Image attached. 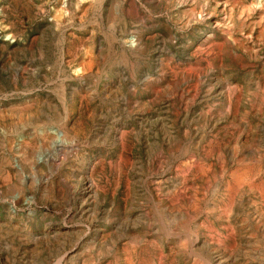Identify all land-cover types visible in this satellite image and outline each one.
Returning <instances> with one entry per match:
<instances>
[{
  "label": "rangeland",
  "instance_id": "374dc122",
  "mask_svg": "<svg viewBox=\"0 0 264 264\" xmlns=\"http://www.w3.org/2000/svg\"><path fill=\"white\" fill-rule=\"evenodd\" d=\"M263 95L264 0H0V264H264Z\"/></svg>",
  "mask_w": 264,
  "mask_h": 264
},
{
  "label": "bare ground",
  "instance_id": "6f19581e",
  "mask_svg": "<svg viewBox=\"0 0 264 264\" xmlns=\"http://www.w3.org/2000/svg\"><path fill=\"white\" fill-rule=\"evenodd\" d=\"M179 5H180V4H179ZM229 30H230V28H229ZM259 30H260V29H259ZM262 30H263V29H262ZM260 31H261V30H260ZM210 35H211V34H210ZM211 36H212V35H211ZM213 36H214V35H213ZM203 42H204V41H203ZM208 49H209V48H208ZM203 50H204V49H203ZM209 50L211 51V49H209ZM213 51H214V49H213ZM212 56H213V55H212ZM189 70H190V69H189ZM189 72H190V71H189ZM192 72H193V71H192ZM227 82H228V81H227ZM229 84H231V83H229ZM227 86H228V85H227ZM165 88H166V87H165ZM164 90H165V89H164ZM79 91H80V89H79ZM258 93H259V92H258ZM87 95H88V94H87ZM228 96H229V95H228ZM263 96H264V95H263ZM263 98H264V97H263ZM89 99H90V98H89ZM222 99H223V98H222ZM80 101H81V100H80ZM170 101H171V100H170ZM263 101H264V100H263ZM233 103H234V102H233ZM228 105H229V104H228ZM172 107H173V106H172ZM230 108H231V107H230ZM215 109H216V108H215ZM232 109H233V108H232ZM230 111H231V110H230ZM260 111H261V110H260ZM258 112H259V111H258ZM225 114H226V113H225ZM250 119H251V118H250ZM253 119H254V118H253ZM255 119H256V118H255ZM255 119H254V120H255ZM248 121H249V120H247V122H248ZM260 121H261V120H260ZM247 122H246V123H247ZM257 122H258V121H257ZM261 122H262V121H261ZM261 122H260V124H261ZM250 123H251V122H250ZM247 124H248V123H247ZM251 124H252V123H251ZM242 125H243V124H242ZM231 126H234V125H231ZM231 126H230V127H231ZM243 126H244V125H243ZM247 126H248V125H247ZM237 127H238V125H237ZM237 127H236V128H237ZM249 127H250V126H249ZM245 128H247V127H245ZM238 129H239V128H238ZM257 129H258V128H257ZM261 129H262V128H261ZM263 129H264V128H263ZM263 129H262V130H263ZM52 130H54V129H52ZM239 130H240V129H239ZM242 130H243V129H242ZM226 131H227V130H226ZM231 131H232V130H231ZM257 131H259V130H257ZM42 132H43V131H42ZM63 132H64V131H63ZM227 132H228V131H227ZM244 132H245V131H244ZM56 133H57V132H56ZM237 133H238V132H237ZM256 133H257V132H256ZM258 133L260 134V131H259ZM37 134H38V133H37ZM262 134H263V133H262ZM58 135H59L60 137L63 136V134H62V132H60V130H59V132H58ZM231 135H232V134H231ZM235 135H236V133H235ZM220 136H221V135H220ZM243 136H244V135H243ZM255 136H256V134H255ZM230 137H231V136H230ZM182 139H183V138H182ZM230 139H231V138H230ZM233 139H234V138H233ZM235 139H236V138H235ZM240 139H241V138H240ZM246 139H247V138H246ZM184 140H185V139H184ZM209 140H210V139H209ZM256 140H257V139H256ZM214 141H215V140H214ZM234 141H235V140H234ZM253 141H254V140H253ZM207 142H209V141H207ZM59 143H60V142H59ZM263 143H264V142H263ZM236 144H237V143H236ZM59 145H60V144H59ZM225 145H226V144H225ZM231 145H232V143H231ZM256 145H257V144H256ZM259 145H261V144H259ZM217 146H218V145H217ZM228 146H229V145H228ZM241 146H242V145H241ZM180 147H181V146H180ZM218 147H219V146H218ZM221 147L224 148L223 146H221ZM239 147H240V146H239ZM254 147H255V146H254ZM225 148H226V146H225ZM181 149H182V148H181ZM181 149H180V150H181ZM238 149H239V148H238ZM243 149H244V148H243ZM245 149H247V147H246ZM256 149H257V148H256ZM262 149H263V148H262ZM183 150H184V149H183ZM225 150H226V149H225ZM239 150H240V149H239ZM263 150H264V149H263ZM207 151H208V149H207ZM240 151H241V150H240ZM243 151H244V150H243ZM245 151H246V150H245ZM258 151H259V150H258ZM180 152H181V151H180ZM251 152H252V150H251ZM230 153H231V150H230ZM242 153H243V152H242ZM255 153H257V152L255 151ZM216 154H217V153H216ZM251 154H252V153H251ZM187 155H188V154H187ZM202 155H203V154H202ZM231 155H232V154H231ZM233 155H234V153H233ZM252 155H253V154H252ZM252 155H251V156H252ZM189 156H190V155H189ZM191 156H192V155H191ZM191 156H190V158H191ZM216 156H217V155H216ZM205 157H207V156H205ZM231 157H232V156H231ZM243 157H244V153H243ZM243 157H242V158H243ZM247 157H248V155H247ZM249 157H250V156H249ZM261 157H262V156H261ZM233 158H234V157H233ZM237 158H238V157H237ZM188 159H189V158H188ZM211 159H212V158H211ZM222 159H223V158H222ZM256 159H257V158H256ZM206 160H207V159H206ZM206 160H205V161H206ZM259 160H260V159H259ZM262 160H263V159H262ZM188 161H189V160H188ZM242 161H243V159H242ZM246 161H249V160H246ZM250 161H251V160H250ZM190 162H191V161H190ZM190 162H189V163H190ZM192 162H193V161H192ZM195 163H196V162H195ZM203 163H205V162H202V164H203ZM207 163H208V162H207ZM210 163H211V162H210ZM210 163H209V164H210ZM212 163H213V162H212ZM242 163H244V162H242ZM257 163H259V162H257ZM205 164H206V163H205ZM232 164H233V163H232ZM232 164H231V165H232ZM237 164H238V163H237ZM240 164H241V163H240ZM244 164H245V163H244ZM250 164H251V163H250ZM190 165H191V164H190ZM192 165H193V164H192ZM210 165H211V164H210ZM212 165H213V164H212ZM219 165H220V164H219ZM202 166H204V165H202ZM236 166H237V165H236ZM240 166H241V165H240ZM243 166H244V165H243ZM247 166L249 167V165H247ZM251 166H252V165H251ZM194 167H196V166H194ZM233 167H234V166H233ZM257 167H258V166H257ZM205 168H206V167H205ZM194 169H195V168H194ZM210 169H211V168H210ZM240 169H241V168H240ZM181 170H182V169H181ZM243 170H244V169H243ZM257 170H258V169H257ZM184 171H185V170H184ZM184 171H183V172H184ZM187 171H188V170H187ZM237 171H239V170H237ZM252 171H253V170H252ZM206 172H208V171H206ZM234 172H235V171H234ZM185 173H186V172H185ZM200 173H201V172H200ZM208 173H209V172H208ZM229 173H230V172H229ZM244 173H247V172H244ZM181 174H182V172H181ZM236 174H237V173H236ZM201 175H202V174H201ZM229 175H230V174H229ZM182 176H183V174H182ZM205 176H206V175H205ZM220 177H222V176H220ZM229 178H230V176H229ZM245 178H246V177H245ZM195 179H196V178H195ZM246 179H247V178H246ZM202 180H204V179H202ZM228 180H229V179H228ZM241 180H243V179H241ZM181 181H182V180H181ZM216 181H217V180H216ZM229 181H230V180H229ZM231 181H233V180H231ZM244 181H245V180H244ZM183 182H185V180H183ZM186 182H187V181H186ZM9 183H10V182H9ZM194 183H195V182H194ZM196 183H197V182H196ZM241 183H242V181H241ZM252 183H253V182H252ZM192 184H193V183H192ZM238 184H239V182H238ZM247 184H248V183H247ZM240 185H242V184H240ZM185 186H186V185H185ZM187 186H188V185H187ZM225 186H226V185H225ZM233 186H234V187L236 186V181H234ZM243 186H244V185H243ZM91 187H92V186H91ZM217 187H218V186H217ZM226 187H227V186H226ZM190 188H192V187L190 186ZM238 188H239V187H238ZM238 188H237V189H238ZM249 188H250V187H249ZM184 189H185V187H184ZM196 189H197V187H196ZM239 189H240V188H239ZM246 190H247V189H246ZM262 190L264 191V189H262ZM262 190H260V191L262 192ZM197 191H198V190H197ZM214 191H215V190H214ZM226 191H227V190H226ZM237 191H238V190H237ZM248 191H249V190H248ZM179 192H181V191H179ZM195 192H196V190H195ZM228 192H229V190H228ZM231 192H232V191H231ZM250 192H251V191H250ZM169 193H170V192H169ZM229 193H230V192H229ZM239 193H240V192H239ZM242 193H243V192H241L240 195H241ZM259 193H260V192H259ZM263 193H264V192H263ZM263 193H262V194H263ZM171 194H172V193H171ZM197 194H198V193H197ZM235 194H236V193H235ZM245 194H246V193H245ZM159 195H160V194H159ZM231 195L233 196L234 194H231ZM240 195H238V196H240ZM190 196H191V195H190ZM220 196H221V195H220ZM224 196H225V195H224ZM232 196H231V197H232ZM253 196H254V195H253ZM174 197H175V196H174ZM236 197H237V196H236ZM263 197H264V196H263ZM176 198H177V197H176ZM188 198L190 199V197H188ZM221 198H223V197L221 196ZM233 198H234V197H233ZM233 198H231V199H233ZM246 198H247V197H246ZM191 199H192V198H191ZM193 199H194V198H193ZM195 199H196V197H195ZM197 199H198V198H197ZM197 199H196V200H197ZM241 199H242V198H241ZM241 199H240V200H241ZM248 199H250V198H248ZM218 200H219V199H218ZM222 200H224V199H222ZM235 200H236V198H235ZM244 200H245V199H244ZM250 200H251V199H250ZM261 200H263V199H261ZM187 201H188V200H187ZM189 201H190V200H189ZM189 201H188V202H189ZM194 201H195V200H194ZM194 201H193V202H194ZM230 201H231V200H230ZM246 201H247V200H246ZM197 202H198V201H197ZM200 202H201V201H200ZM213 202H214V201H213ZM226 202L228 203L229 201H226ZM226 202H225V203H226ZM238 202H239V201H238ZM153 203H154V202H153ZM194 203H195V202H194ZM242 203H243V202H242ZM251 203H252V202H251ZM261 203H262V202H261ZM199 204H200V203H199ZM218 204H219V203H218ZM239 204H240V202H239ZM252 204H253V203H252ZM159 205H160V204H159ZM169 205H170V204H169ZM193 205H195V204H193ZM196 205H197V204H196ZM203 205H204V204H203ZM233 205H234V204H233ZM233 205H232V206H233ZM249 205H250V204H249ZM262 205H263V204H262ZM188 206H189V205H188ZM190 206H191V205H190ZM239 206H240V205H239ZM164 207H165V206H164ZM193 207H194V206H193ZM198 207H199V206H198ZM210 207H211V206H210ZM213 207H214V206H213ZM233 207H234V206H233ZM240 207H241V206H240ZM245 207H246V206H245ZM247 207H248V206H247ZM252 208H254V207H252ZM252 208H251V210H252ZM261 208H263V207H261ZM158 209H159V208H158ZM166 209H167V208H166ZM192 209H193V208H192ZM195 209H196V208H195ZM198 209H199V208H198ZM229 209H231V207H230ZM234 209H235V208H234ZM237 209H238V208H237ZM255 209H256V208H255ZM255 209H254V210H255ZM162 210H165V208L162 209ZM205 210H206V209H205ZM227 210H228V209H227ZM240 210H241V209H240ZM249 210H250V209H249ZM261 210H262V209H261ZM168 211H169V210H168ZM199 211H200V209H199ZM229 211H230V210H229ZM247 211H248V210H247ZM256 211H257V209H256ZM248 212H249V211H248ZM248 212H246V215H247ZM166 213H167V212H166ZM207 213H208V212H207ZM209 213H210V212H209ZM216 213H217V212H216ZM225 213H226V212H225ZM241 213H243V212H241ZM241 213H239V214H240V215H243V214H241ZM252 213H254V212H252ZM259 213H260V212H259ZM263 213H264V212H263ZM146 214H147V213H146ZM220 214H221V213H220ZM223 214H224V213H223ZM231 214H232V213H231ZM248 214H250V213H248ZM186 215H187V214H186ZM193 215H195V214H193ZM221 215H222V214H221ZM250 215H251V214H250ZM257 215H258V214H257ZM260 215H261V214H260ZM144 216H145V215H144ZM146 216H148V215H146ZM163 216H164V215H163ZM214 216H215V215H214ZM218 216H219V214H218ZM218 216H217V217H218ZM226 216H227V215H226ZM232 216H233V215H232ZM238 216H239V215H238ZM252 216H253V215H252ZM158 217H159V216H158ZM175 217H176V216H175ZM194 217H195V216H194ZM210 217H211V216H210ZM217 217H215V218H217ZM230 217H231V216H230ZM234 217H235V216H234ZM236 217H237V216H236ZM241 217H242V216H241ZM253 217H254V216H253ZM258 217H260V216L258 215ZM149 218H150V217H149ZM159 218H160V217H159ZM181 218H183V217H181ZM223 218H225V217L223 216ZM227 218H228V217H227ZM239 218H240V217H239ZM248 218H250V217L248 216ZM260 218H261V217H260ZM190 219H191V218H190ZM198 219H199V218H198ZM253 219H254V218H253ZM253 219H252V221H253ZM237 220H238V219H237ZM237 220H236V221H237ZM250 220H251V219H250ZM254 220H255V219H254ZM175 221H176V220H175ZM200 221H202V220H200ZM263 221H264V220H263ZM172 222H174V221H172ZM193 222H194V221H193ZM195 222H196V221H195ZM230 222H231V220H230ZM245 222H246V221H245ZM247 222H248V221H247ZM190 223H191V222H190ZM219 223H220V222H219ZM235 223H237V222H235ZM251 223H252V222H251ZM254 223H255V222H254ZM260 223H261V222H260ZM148 224H149V223H148ZM159 224H160V223H159ZM187 224H188V223H187ZM200 224H202V223H200ZM206 224H208V223H206ZM213 224H214V223H213ZM215 224H216V223H215ZM220 224H221V223H220ZM220 224H219V227H220ZM230 224H231V223H230ZM241 224H242V222H241ZM166 225H167V223H166ZM204 225H205V224H204ZM146 226H147V225H146ZM167 226H168V225H167ZM186 226H187V225H186ZM223 226H224V225H223ZM243 226H244V225H243ZM191 227H192V226H191ZM199 227H200V225H199ZM217 227H218V226H217ZM228 227H229V226H228ZM239 227H241V226H238V228H239ZM259 227H261V226H259ZM220 228H221V227H220ZM223 228H224V227H223ZM225 228H226V227H225ZM243 228L246 229V227H243ZM155 229H156V228H154V230H155ZM194 229H195V228H194ZM230 229H231V228H230ZM154 230H153V231H154ZM161 230H163V229H161ZM170 230H171V229H170ZM202 230H204V229H202ZM226 230H227V229H226ZM232 230H233V229H232ZM262 230L264 231V229H262ZM262 230H261V231H262ZM167 231H168V229H167ZM193 231H194V230H193ZM206 231H207V230H206ZM215 231H216V230H215ZM219 231H220V230H219ZM227 231H228V230H227ZM238 231H239V230H238ZM241 231H242V230H241ZM165 232H166V231H165ZM168 232H169V231H168ZM198 232H199V231H198ZM200 232H201V231H200ZM228 232H229V231H228ZM228 232H227L226 234H228ZM250 232H251V231H250ZM253 232H254V231H253ZM188 233H189V232H188ZM194 233H195V232H194ZM194 233H193V234H194ZM196 233H197V232H196ZM196 233H195V234H196ZM207 233H208V232H207ZM254 233H255V232H254ZM211 234H212V233H211ZM216 234H217V233H216ZM219 234H220V233H219ZM232 234H233V233H232ZM232 234H231V235H232ZM235 234H236V233H235ZM185 235H186V234H185ZM188 235H189V234H188ZM223 235H224V234H223ZM223 235H222V236H223ZM229 235H230V234H229ZM257 235H258V234H257ZM183 236H184V235H183ZM213 236H214V234H213ZM217 236H218V235H217ZM217 236H216V237H217ZM220 236H221V235H220ZM222 236H221V237H222ZM224 236H225V235H224ZM238 236H240V235H238ZM238 236H237V237H238ZM261 236H262V235H261ZM263 236H264V234H263ZM151 237H152V236H151ZM156 237H157V236H156ZM188 237H189V236H188ZM232 237H233V236H232ZM158 238H159V237H158ZM183 238H184V237H183ZM194 238H195V237H194ZM196 238H197V237H196ZM222 238H223V237H222ZM228 238H229V237H228ZM240 238L242 239L243 237L241 236ZM172 239H174V238H172ZM176 239H177V238H176ZM200 239H201V238H200ZM207 239H208V238H207ZM211 239H212V238H211ZM230 239H231V238H230ZM234 239H235V238H234ZM234 239H233V240H234ZM241 239H240V240H241ZM164 240H165V239H164ZM223 240H224V239H223ZM225 240H226V239H225ZM233 240H232V241H233ZM236 240H237V239H236ZM162 241H163V240H162ZM212 241H213V240H212ZM230 241H231V240H230ZM212 243H213V242H212ZM212 243H211V244H212ZM217 243H218V242H217ZM224 243H225V242H224ZM228 243H229V242H228ZM228 243H227V244H228ZM231 243H232V242H231ZM244 243H245V242H244ZM221 244H222V243H221ZM213 245H214V244H213ZM218 245H219V244H218ZM234 245H235V243H234ZM193 246H194V245H193ZM210 246H211V245H210ZM216 246H217V244H216ZM220 246H221V245H220ZM227 246H228V245H227ZM137 247H138V246H137ZM218 247H219V246H218ZM225 247H226V246H225ZM234 247H235V246H234ZM195 248H196V246H195ZM214 248H215V247H214ZM231 248H232V246H231ZM240 248H241V247H239V249H240ZM190 249H191V248H190ZM211 249H212V248H211ZM208 250H209V249H208ZM229 250H230V248H229ZM236 250H238V249H236ZM130 251H131V250H130ZM180 251H181V250H180ZM203 251H204V250H203ZM212 251H213V249H212ZM217 251H218V250H217ZM225 251H226V250H225ZM122 252H123V251H122ZM138 252H139V250H138ZM157 252H158V251H157ZM157 252H156V254H157ZM159 252H161V251H159ZM218 252H219V251H218ZM221 252H222V251H221ZM229 252H230V251H229ZM229 252H228V254H229ZM239 252H240V251H239ZM239 252H238V253H239ZM126 253H127V252H126ZM134 253H135V252H134ZM187 253H188V252H187ZM201 253H202V252H201ZM224 253H226V252H224ZM224 253H223V254H224ZM233 253H234V252H233ZM240 253H241V252H240ZM242 253H243V252H242ZM143 254H144V253H143ZM160 254L162 255V253H160ZM183 254H184V253H183ZM189 254L191 255L190 252H189ZM215 254H216V253H215ZM221 254H222V253H221ZM226 254H227V253H226ZM230 254H231V253H230ZM233 255H235V254H233ZM242 255H243V254H242ZM182 256H183V255H181V257H182ZM213 256H214V255H213ZM134 257H135V256H134ZM137 257H138V256H137ZM160 257H161V256H160ZM189 257H190V256H189ZM206 257H207V256H206ZM217 257H218V256H217ZM220 257H221V256H220ZM223 257H224V256H223ZM228 257H229V256H228ZM233 257H234V256H233ZM236 257H237V256H236ZM236 257H235V258H236ZM123 258H124V257H123ZM152 258H153V257H152ZM191 258H192V256H191ZM221 258H222V257H221ZM238 258H239V257H238ZM158 259H160V258H158ZM170 259H171V258H170ZM205 259H206V258H205ZM219 259H220V258H219ZM223 259H224V258H223ZM119 260H120V259H119ZM122 260H123V259H122ZM131 260H132V259H131ZM182 260H183V259H182ZM157 261H159V260H157ZM171 261H172V260H171ZM188 261H189V260H188ZM219 261H220V260H219ZM241 261H242V260H240V262H241ZM205 262H207V261H205ZM209 262H210V259H209ZM226 262H227V261H226ZM240 262H239V263H240ZM246 262H248V261L246 260ZM216 263H217V262H216ZM133 264H134V263H133ZM208 264H209V263H208ZM244 264H245V263H244Z\"/></svg>",
  "mask_w": 264,
  "mask_h": 264
}]
</instances>
